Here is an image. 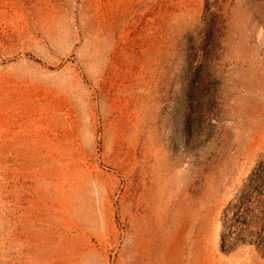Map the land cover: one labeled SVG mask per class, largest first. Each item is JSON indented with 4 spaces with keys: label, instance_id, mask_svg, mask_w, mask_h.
Returning <instances> with one entry per match:
<instances>
[{
    "label": "rangeland",
    "instance_id": "374dc122",
    "mask_svg": "<svg viewBox=\"0 0 264 264\" xmlns=\"http://www.w3.org/2000/svg\"><path fill=\"white\" fill-rule=\"evenodd\" d=\"M262 187L264 0H0V264H264Z\"/></svg>",
    "mask_w": 264,
    "mask_h": 264
},
{
    "label": "trees",
    "instance_id": "16d2710c",
    "mask_svg": "<svg viewBox=\"0 0 264 264\" xmlns=\"http://www.w3.org/2000/svg\"><path fill=\"white\" fill-rule=\"evenodd\" d=\"M262 171V168L260 167L259 169H257V173H256V175L258 176V175H260V172ZM260 178V177H259ZM263 194L264 193V188L262 187L261 188V191H258L257 193H256V197L254 196V198H255V201H260V199H259V197H257V194ZM243 202V200L242 199H239L238 200V202H237V204L235 205V207H236V209H237V206H238V204H239V206L241 205V203ZM261 203H262V205L264 204L262 201H261ZM255 207V206H254ZM258 207L256 206L255 207V209H257ZM250 212V211H249ZM260 212H261V216L262 217H260L261 218V220H264V212L263 211H261L260 210ZM249 216H254V214H250ZM248 226V225H247ZM253 226H256L257 227V229H249L250 231H247V233L246 234H257V233H260L259 231H262V230H264V221H262L261 223L259 222V223H257L256 225H254L253 224ZM255 227V228H256Z\"/></svg>",
    "mask_w": 264,
    "mask_h": 264
}]
</instances>
